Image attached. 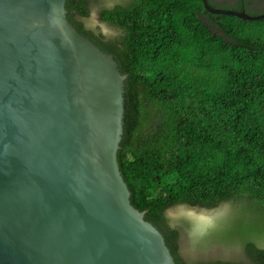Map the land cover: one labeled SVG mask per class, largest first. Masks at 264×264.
<instances>
[{"label": "trees", "instance_id": "16d2710c", "mask_svg": "<svg viewBox=\"0 0 264 264\" xmlns=\"http://www.w3.org/2000/svg\"><path fill=\"white\" fill-rule=\"evenodd\" d=\"M105 1L99 16L117 35L90 22L99 0H66V18L124 75L117 162L131 205L173 264H264V17L202 0ZM259 1L207 0L250 14ZM225 203L209 223L165 214Z\"/></svg>", "mask_w": 264, "mask_h": 264}, {"label": "water", "instance_id": "95a60500", "mask_svg": "<svg viewBox=\"0 0 264 264\" xmlns=\"http://www.w3.org/2000/svg\"><path fill=\"white\" fill-rule=\"evenodd\" d=\"M65 2L0 0V264H173L118 167L124 75Z\"/></svg>", "mask_w": 264, "mask_h": 264}, {"label": "rangeland", "instance_id": "374dc122", "mask_svg": "<svg viewBox=\"0 0 264 264\" xmlns=\"http://www.w3.org/2000/svg\"><path fill=\"white\" fill-rule=\"evenodd\" d=\"M101 4H92L89 6V20L94 26H99V28L108 35H117L118 29L113 27L110 24H107L106 22H103L99 16L100 6L104 5V3H108L105 0H99ZM260 3H256L251 6V11L254 14H259L264 12V2L259 1ZM114 4L117 3V1L114 0ZM113 3H109V6L111 7ZM228 207V203L222 204L221 206L213 209H207V208H201V207H195V206H188L185 204H179L172 206L168 208L165 211V214L167 216H177L180 214L185 215L187 218L195 221L196 223H209L213 221L214 218L218 217L226 208ZM180 253L181 255L186 259H191L192 253L190 252V248H188L187 242L181 243L180 247Z\"/></svg>", "mask_w": 264, "mask_h": 264}]
</instances>
